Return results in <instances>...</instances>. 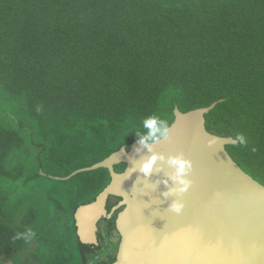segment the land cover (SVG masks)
<instances>
[{
	"label": "trees",
	"instance_id": "trees-1",
	"mask_svg": "<svg viewBox=\"0 0 264 264\" xmlns=\"http://www.w3.org/2000/svg\"><path fill=\"white\" fill-rule=\"evenodd\" d=\"M215 102L208 131L244 133L227 150L264 185V0H0V264H32L33 245L64 236L61 264L91 262L74 215L110 172L49 175L130 148L146 115L171 126L176 107Z\"/></svg>",
	"mask_w": 264,
	"mask_h": 264
},
{
	"label": "water",
	"instance_id": "water-1",
	"mask_svg": "<svg viewBox=\"0 0 264 264\" xmlns=\"http://www.w3.org/2000/svg\"><path fill=\"white\" fill-rule=\"evenodd\" d=\"M216 105L217 102L188 112L176 107L168 138L153 146L155 152L165 156L183 154L192 162L188 176L192 184L182 195L164 197L172 186L170 180L167 185L163 183L170 171L164 162H158L161 170L150 177L145 178L137 170L127 178L126 169L131 170L151 154L138 140L130 148L123 146L103 161L70 176L49 175L70 179L99 168L110 172L109 185L93 202L75 211L82 246L97 247L99 223L119 211L115 227L120 242L114 264H264V185L230 155L227 146L236 143L232 137L208 131L206 115ZM121 164L126 167L118 172L116 166ZM146 183L154 187L144 189ZM111 197L120 201L109 211ZM176 199L184 204L181 214L169 210ZM102 241V248L111 251L118 235L114 233L110 241ZM107 260L102 257L100 264Z\"/></svg>",
	"mask_w": 264,
	"mask_h": 264
},
{
	"label": "clouds",
	"instance_id": "clouds-1",
	"mask_svg": "<svg viewBox=\"0 0 264 264\" xmlns=\"http://www.w3.org/2000/svg\"><path fill=\"white\" fill-rule=\"evenodd\" d=\"M37 110L39 111V109ZM169 131L170 123L167 115L154 112L144 116L138 125L133 126L131 134H134L137 137L139 145L147 149L151 154L147 158L138 161L131 170L126 169L127 178L137 170L147 178L154 171L158 172L161 170L158 162H164L170 171L166 173L168 179L164 180L163 183L167 185L169 180L172 182V186L163 194L166 199L173 195H182L189 190L192 181L188 176L193 167L192 162L185 158L183 154L165 156L153 150L154 145L168 138ZM235 140L241 148L246 147L249 143L247 136L241 132L236 133ZM125 151H127V147H125ZM137 151H140V149L138 148ZM152 187L154 186L147 183L144 185V189ZM183 209L184 204L179 199L173 200L169 205V210L176 214H181Z\"/></svg>",
	"mask_w": 264,
	"mask_h": 264
},
{
	"label": "rangeland",
	"instance_id": "rangeland-1",
	"mask_svg": "<svg viewBox=\"0 0 264 264\" xmlns=\"http://www.w3.org/2000/svg\"><path fill=\"white\" fill-rule=\"evenodd\" d=\"M40 188H42V189H38V190H45L46 191V189L44 187H40ZM64 235H66V234H64ZM75 247L77 248L76 245H75ZM31 248H36L35 252H36L37 256H35V258L38 259V260L33 259L34 258L33 255H35V254H31V255L29 254V256H32V258L30 259L32 261V264H49V263L61 264L60 261L64 260V263H65V261H67L68 259L71 258V254H70L71 244H70L69 240H66L65 236L62 237L60 242L57 243V246H54L51 241H48L46 243H43V245H41V246H39V244L33 245ZM24 258H25V255H23L21 257L22 260H24ZM53 258H55L56 261H54ZM24 263L25 262H23L21 264H24ZM16 264H17V262H16ZM66 264H69V263H66ZM71 264H76V263L74 262Z\"/></svg>",
	"mask_w": 264,
	"mask_h": 264
},
{
	"label": "flooded vegetation",
	"instance_id": "flooded-vegetation-1",
	"mask_svg": "<svg viewBox=\"0 0 264 264\" xmlns=\"http://www.w3.org/2000/svg\"><path fill=\"white\" fill-rule=\"evenodd\" d=\"M109 204H111L110 201H109ZM113 207H111L110 209H112ZM116 213H118V211L115 212V214ZM115 214L113 215V217L111 219H109V221L112 220L115 217ZM107 221L108 220H104V221H101L99 223V228H100L99 245L97 246L98 248L97 247H94V248H97V249H95L96 251L92 252L91 254H88V256H86L84 258V260L86 262H87V257H89L90 259L93 258L91 262H88L86 264H100V261H101L102 257H106V259H108L107 262H105L103 264H114L115 261H116V255H117L118 245H119V242H120V236L117 233V231H110L111 229L108 228V222ZM114 233H116L118 235V241L115 244H113V250H111V251L108 250V249L104 250L105 247L102 248L103 247V245H102L103 244L102 238H105V239H107V240L110 241V238H112V235ZM108 247H109V244H108ZM106 254H110V255H107L106 256ZM101 255H102V257H101Z\"/></svg>",
	"mask_w": 264,
	"mask_h": 264
}]
</instances>
